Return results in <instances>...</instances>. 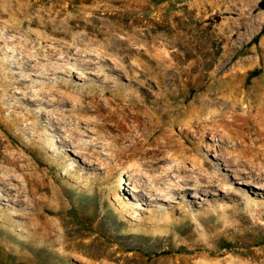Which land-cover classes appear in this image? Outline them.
<instances>
[{"label": "rangeland", "instance_id": "obj_1", "mask_svg": "<svg viewBox=\"0 0 264 264\" xmlns=\"http://www.w3.org/2000/svg\"><path fill=\"white\" fill-rule=\"evenodd\" d=\"M15 1L0 0V6ZM20 2L32 5L29 18L37 14L42 21L56 26L68 17L74 23L62 28L69 31L68 37L52 33L43 37L38 26L10 28L13 22L0 18V68H7L15 79L28 77L25 85L29 87L21 92L36 91L40 98L65 100V111L55 115L65 117L78 129L74 134L91 143L105 158L103 164L97 157L79 154L73 148L69 159L55 161L50 150L61 153L60 138L47 121L43 122V146H33L29 131L11 128L0 116L3 138L25 148L48 176L57 177L56 183H46L60 191L56 200L41 192L33 196L23 192L20 203L14 196L19 194L17 188L13 196L0 191L13 200L0 201V264H264V188L250 184H264V162L255 165L246 158L236 159L229 153L234 140L198 136L194 139L196 146H203L208 163L217 166L220 174L216 190L209 194L197 189L172 192L167 198L173 201L160 202L150 201L144 190L148 203L133 189H140L146 182L135 166L118 167L113 179L109 178L108 165L114 167L117 163L109 145L112 138L104 132L97 133L88 119L94 113L116 114L117 120L130 127V136L138 138L135 155L142 163L147 160L149 148L169 150L166 136L158 130L150 142L144 126L146 109L133 108L134 115L126 116L127 112L114 100L116 97L132 91L140 101H158L175 90L178 104L199 105L215 98L219 102L216 107H223L227 104L220 99L223 96L219 91L226 86L240 87L247 96L241 107L233 104L225 109L228 117L243 116L255 131L264 134V124L248 119L249 101L255 99L258 88H264V0ZM5 39L8 41L3 42ZM6 42L9 44L5 47ZM21 48L40 51L41 68L51 63L64 64L77 73L71 77L66 73H41V69L22 70L14 63L22 58L18 53ZM91 61L92 68H85L83 64ZM57 82L71 85L68 92L86 100L91 108L74 109L65 89L54 86ZM44 84L50 85L41 88ZM103 87L106 93L96 101L83 92ZM34 108L39 114L41 109ZM138 112L142 115L138 116ZM172 132L179 143L189 144L186 136L177 134L179 127L172 128ZM112 135L118 137V133ZM249 144L239 140L237 146L248 153L253 146ZM166 157L169 160L160 165L177 163L169 154ZM86 158L96 162L98 168L88 173L77 169ZM186 162L191 173H183L172 182L193 188H197V180L204 179L205 183L207 171L197 169L191 159ZM184 174L193 179H184ZM14 183L23 187L18 181ZM37 213L55 219L56 243L35 232L34 226L42 221L36 220Z\"/></svg>", "mask_w": 264, "mask_h": 264}, {"label": "bare ground", "instance_id": "obj_2", "mask_svg": "<svg viewBox=\"0 0 264 264\" xmlns=\"http://www.w3.org/2000/svg\"><path fill=\"white\" fill-rule=\"evenodd\" d=\"M20 1L21 0H17L13 4L9 3V5L0 6V18L5 19L6 21L13 22L12 24H10V28L25 27L28 25L38 26L40 29H42L43 37L48 36L49 33H52L54 35H63L64 37L69 36V31L62 28L70 27V25L74 23L71 18L67 17L63 20H60L56 26L53 25V23H49L50 21H42L39 17H37V14L35 15L36 17L29 18L32 5L27 2L21 3ZM2 41L4 42L8 40L5 39ZM8 44L9 43L6 42L4 44L5 47ZM19 51L20 52L18 53L22 55V58L20 60H18L19 58L16 59L14 63L16 65H20V68H22V70L36 71L37 69H41V73L55 75L58 73H66L69 74L71 77H74L77 73L75 69H72L71 67L66 66L64 64L51 63L41 68L40 62L38 60L43 57V54H41L40 51L37 50L34 53L24 48H21ZM9 59L11 58L9 57ZM83 65L85 68L89 69L92 68L94 64L91 61L88 63H84ZM4 68H0V116L3 121H5L4 124L10 126L11 128H19L20 130L29 131L33 137L31 145L33 144V146H43L45 139L42 131L45 127L43 125V122L47 121L50 130L55 135H58L60 138L58 143L61 153H57L56 150H50V152L54 154L53 156L55 161L57 160L60 162L64 158L69 159V151H71V149L73 148L79 154L85 156L87 154H90L91 156L97 157L100 162L104 160L105 157L102 158V154L98 151H95L91 143L87 141H81V139L75 135L76 133L78 134V131H76L78 130L77 128L72 127V125L67 122L65 117H59L58 115H55L58 111H65L63 108V105H65V100H60L58 98H40L38 97L39 93L36 91L30 93L21 92L20 90H27V88L29 87L27 84L25 85V82L28 80V77L23 76L20 78L18 76L15 79L14 75L9 73V71L7 72V68ZM109 82L104 83L105 85H109ZM49 85L50 84H44L41 88H44ZM54 86H57V88L65 89L64 94L67 95V98L72 99L74 109L78 108L84 111L86 108H91L87 104L86 100L82 99L81 97H73L69 93L70 91L68 92L71 85L68 86L63 83L57 82V84H55ZM104 88L105 87H103L102 89L98 88L94 91L92 90L83 92L88 93L91 96V99L93 101H96L103 94L106 93V91H104ZM126 89H128V87ZM59 91L60 90H57V92ZM214 91L216 93L215 89ZM60 92H63V90ZM174 92L175 90L170 91L166 98L158 101H154L152 99L140 101L137 96L132 93V91L128 93L123 92V94L114 99L127 112L125 113L122 110V112H124L126 116L134 115V113L131 112L133 108H138L139 110L141 109V111L143 110V107L146 109L144 113L146 114L145 118L147 117L148 119L145 120L144 126L146 128L145 130H147L146 138L150 142L154 141L155 135L157 134L158 130L159 133L161 132L166 136V143L168 145L169 150L165 152L164 149H162L161 147L149 148L147 150V160L142 163L138 162L137 157L135 155V147L138 146L139 140L137 137L133 138L130 136V127H128L126 123L121 122L120 119L117 120L115 118L116 114L113 115L111 113L107 116H101L97 113H94L92 115L90 114V117H88L90 121L89 123L94 125L96 132H104L106 134H109V137L112 138V141L109 145L112 149V155L114 156L117 163L114 167H112L111 165H108V168L106 167L110 179H113L115 170L118 167L124 168L127 165L135 166V170L137 169L141 173H143V176L146 178V180L144 179L146 182H143V184L140 183L142 186L140 187L142 189H139V186H134L133 189L135 191H138L137 195L141 200H146V202L148 203L149 201H147V197H145V195L147 194L144 192V190L148 191V195H150V201L157 202L166 200L171 201L172 199L167 198L169 197L170 193H188L190 189L202 190L209 194L212 190H216V183L218 181H221V178L217 170V166L210 165L208 163L207 156L203 152V146H196L197 142L194 141V139L198 138V136H205L207 138L209 135H213L223 137L224 139L234 140L229 153H232L236 157V159L239 158L240 160H244V158H246L247 161H250L255 165L264 162V134L260 130L255 131V129H253L248 124V121L244 120L243 116H240L238 118H231L228 117L227 112L225 111L227 107H230V105L233 104L235 105V107L242 106V102L243 100H245L246 94H243L244 92L240 87L226 86V88H223L219 91V93H221L223 96L219 98L227 104L223 107L221 106V104V107H216L219 102L215 101L216 99L214 97L213 98L215 100L211 99L209 102L204 101L206 103H200L199 105H193L191 103L187 105L178 104L179 101L174 99ZM255 92V99L249 101L248 103V119L249 121H257L261 125L264 124V88L260 87ZM34 107L41 109V111L38 112L39 114L36 113ZM103 110L105 109L103 108ZM134 111H136V109ZM139 112L137 114L138 116H141L142 113L139 114ZM0 125L4 127L3 122H1ZM175 127H179V132L177 134L181 137L186 136L189 144H186V141L184 143H179L178 140L175 139V134L172 132V128ZM68 132L69 135L66 134ZM112 133H118V137L114 138ZM239 140L249 142V145H253L248 153H245L242 150L238 149L237 144H239ZM78 148L80 149V151ZM171 150H174V152H171ZM26 151L27 150L25 148L21 149L17 145H13L12 142H8L6 139L3 138L2 134H0V181L2 182L0 191L2 192V194L4 193L6 195L13 196V189L17 188L19 194L14 195L18 198L16 200L17 203H20L22 201L21 196H23V192H26L25 194L32 196L41 192L45 195H48L49 199H51L53 196L56 200L58 197H60V191L58 187H52V189L49 185V182L46 183V181H55L56 183V181H59V179L54 176H48V173L44 172L41 168V164L37 163V161L35 162L32 159L33 156L30 157L27 154L28 151ZM194 153H196L199 158H196V155ZM167 154H169L172 159L177 161V163L165 166L160 165L161 162L164 163L169 160V156L166 157ZM193 156L194 158H192ZM190 159L192 162H194L193 165H195L197 169H199L200 171H207V174L204 175V177L206 178L204 181L205 183L202 182V180L204 179L197 180V188H193L192 186L187 185L184 186V184L182 186L181 184H179V182H172L173 179L183 175V173L189 171V174L191 173V170L188 169L187 166H185L184 164L187 163L186 161ZM225 160L226 162L228 161L227 158H225ZM51 166H53L52 163ZM92 168L97 169V163L94 161H89L86 158L83 163H80L78 165L77 169L86 170L88 173V170ZM209 169H212V171L208 172ZM173 173L177 174V176ZM192 175L194 176V173L191 174V177ZM183 177L187 180L193 179L189 175H185ZM84 178L87 177L84 175ZM15 181H18L19 185L21 186L22 184L23 187H16V184L14 183ZM250 184L257 186L260 189L264 188V184L257 185L255 182H250ZM2 194L0 193V201H13L12 198H5ZM38 215L39 216L36 220L41 219L42 221L37 223L40 226L37 224L34 226L35 232L39 235H42V237L45 239H52L53 244L56 243L58 240L57 238H55V231H57L55 228L57 227L55 225V219L51 220L45 217L44 214Z\"/></svg>", "mask_w": 264, "mask_h": 264}]
</instances>
